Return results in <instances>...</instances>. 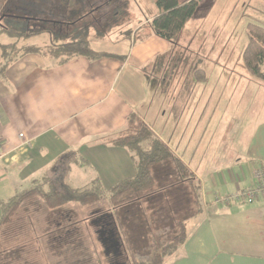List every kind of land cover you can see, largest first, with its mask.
Segmentation results:
<instances>
[{
	"label": "crops",
	"instance_id": "crops-1",
	"mask_svg": "<svg viewBox=\"0 0 264 264\" xmlns=\"http://www.w3.org/2000/svg\"><path fill=\"white\" fill-rule=\"evenodd\" d=\"M255 1L264 4V0ZM218 2L226 5L228 13L245 5L244 0H201L197 13L181 32L178 44L185 50L180 51L189 57L190 63H204L208 59L214 63L216 66L211 67L199 64L206 74L210 70L214 74L219 68H223L219 72L243 74V63L238 61L235 65L226 59L231 56L228 50L216 49L215 43L234 35L220 29L207 15ZM137 9L141 11L139 6ZM156 12L149 5L148 18L139 23L147 24ZM118 32L110 35L113 37H93L90 45L97 52L126 56L125 60L102 58L91 62L77 58L51 66L42 57L28 54L0 75V151L4 154L0 159V183L8 181L15 186L20 180L17 171L24 168L32 171L25 183L48 178L61 187L73 167L86 180L90 179L89 184L98 179L108 188L132 177L135 167L130 152L112 146L109 141L134 113L187 166L201 187V211L184 222L185 240L163 264H264V199L252 204L243 200L222 201L248 188L253 182L252 167L264 165V122L255 126L247 141L244 142L245 137L238 138L241 149L232 148L234 141L232 146L221 148L215 142L216 131L211 124L223 99H214L220 92V83H212L208 77L196 83L189 97L179 100L184 108L174 117L166 110L167 102L160 101L164 95L159 92L158 79L176 52L157 36L132 45L131 39L122 38ZM42 36L47 39L46 34ZM9 40L6 37L1 42ZM195 41L200 44H193ZM158 55H163L164 61L158 66L157 77H152V63ZM236 55L240 58L242 50ZM143 67L145 73L140 70ZM253 86L257 87L256 83ZM253 95L238 101L235 115L244 118L259 113L261 94ZM226 100L228 106L232 104ZM222 111L228 112L225 108ZM4 200L7 199L0 202ZM103 214H93L98 218L93 233L100 242L104 233L98 221ZM52 253L60 256L57 264H65V246L55 247Z\"/></svg>",
	"mask_w": 264,
	"mask_h": 264
},
{
	"label": "trees",
	"instance_id": "trees-1",
	"mask_svg": "<svg viewBox=\"0 0 264 264\" xmlns=\"http://www.w3.org/2000/svg\"><path fill=\"white\" fill-rule=\"evenodd\" d=\"M2 1L0 35H6L10 40L7 43L0 40V75L28 54L42 57L51 66H61L77 58L91 62L102 58L126 59V56L97 52L90 45L91 38L104 37L119 29L126 13L125 0ZM151 1L157 12L149 22L119 29L118 35L131 39L132 45L151 36H157L171 45L176 53L162 69L158 88L161 94H165L175 76L185 72L182 88L172 103L171 112L178 117L184 108L179 100H186L193 86L207 79L206 70L199 67V63H190L180 51L185 48H180L178 44L185 24L197 13L201 0ZM43 34L47 35V39L42 43H28ZM246 34L248 40L242 51L243 64L250 75L264 82V27L248 23ZM162 57L158 55L154 58V72L150 76L158 74V66L164 61ZM140 70L145 73L146 68ZM109 142L130 152L135 174L106 189L98 179L78 188L65 184L62 189L50 183L48 178L32 181L27 190L0 202V254L7 245L17 240L16 235L22 230L7 234V226L14 221L19 210L33 200L40 202L46 210L56 212H63L70 204L80 209L105 204L104 210H97V213H104L98 221L104 233L101 240L114 235L120 243L121 256L130 264H163L176 252L186 237L184 222L201 211L199 181L134 113L129 115L126 126ZM62 238L65 237L59 238L57 247L70 248L73 257L77 248L73 249L71 237L65 238V242ZM143 251L147 252L145 260L139 259L136 254ZM117 257L120 256L110 260Z\"/></svg>",
	"mask_w": 264,
	"mask_h": 264
},
{
	"label": "rangeland",
	"instance_id": "rangeland-1",
	"mask_svg": "<svg viewBox=\"0 0 264 264\" xmlns=\"http://www.w3.org/2000/svg\"><path fill=\"white\" fill-rule=\"evenodd\" d=\"M125 1H127V7L125 9L126 13L121 20V26L118 27L121 30L135 27L136 24L140 22L139 20L149 14V5L155 7L154 2L151 0ZM220 2H218L215 8L207 15L220 29H224L228 34L234 35L229 37L227 41L215 43V46L218 50H228L230 52L229 56H231L226 59L235 65L239 61V64L241 65L243 63L242 55L238 58L236 54L241 50L243 51L244 45L248 40L246 25L252 22L264 24V4L255 0L254 2H251V0H244L245 5H240L238 9L230 10L228 13L226 5L224 4L221 6ZM0 4L4 5V2L0 0ZM137 6L140 7L141 11H138L139 8L137 9ZM207 11L208 8L206 12ZM117 32L118 29L110 32L106 36L115 35ZM6 37V35L1 34L0 40L4 42L3 40ZM45 39L46 36L34 37L28 41V43L39 44ZM193 44H200V42L195 41ZM231 51H233V53H231ZM195 60L196 59H193V61ZM205 63H207L206 67L216 66L212 62L210 63L209 59L204 61V63L203 61H199L200 66ZM219 69L218 71L216 70L214 74L211 73L212 70L207 74L208 81H211L212 83L214 82L215 84L220 83V92L214 95V99L223 98L222 100L219 99L221 100V104L217 106L218 109L214 115V121L211 122L216 131L215 142L222 148L227 144L232 146L234 141L235 147L232 148L238 150L241 149V146L238 144V138L242 139L245 137L244 142L247 141L250 135H252L255 126L260 122H264V82L259 78L250 75L247 70L245 73L239 74L237 72H229L230 70H220L219 72ZM181 74L182 75L178 74L175 76L172 85L166 90L165 94H162L164 97H160V101L167 102L168 106L166 107V110L168 112H171L172 103L182 88V81H184L186 74L185 72ZM153 77L157 76L153 75ZM253 83H256L257 87H254ZM244 85H246V87H243ZM221 87L223 88L222 90H220ZM258 92L261 94L260 99L262 103L260 107H257L259 113L257 115H245L244 118L235 115L236 113L234 110L239 109V100H242L243 98H247V100L250 97L253 98V94L255 93L257 96ZM194 96L195 95H193L192 98H194ZM226 99H229L232 104L228 106V100ZM223 108L228 111L226 114L222 113L224 112L222 111ZM227 117H230V120H228ZM234 117L236 120H234ZM229 141L232 142L228 143ZM31 173V170L25 168L23 170H18L16 177L18 176L20 180H18V183H16L15 186H10L8 181L0 183V200L11 198L15 192H20L25 189L27 190L30 184L25 183V181L29 178ZM80 173L82 172H79L74 167L70 169L65 175V184L70 185L72 188L83 187L89 184L88 181H90V179L86 180V178L82 177V174ZM104 188L106 189L108 187ZM47 189L49 190L50 187L47 186ZM60 189H62V187ZM105 206V204L100 203L80 209L74 204H70L65 207L63 212H56L46 210L37 200L25 204L19 210L14 221L6 228L7 234H12V232L21 228L22 230L16 235L17 240L13 244H9V246L7 245L4 252L0 254V264H57V260H59L60 256L56 257L55 253H52V250L59 245V238L61 237H71L70 239L74 245L73 249L77 248V250L75 249L73 257L71 256V252L65 249V254L62 256L65 261L62 260V262L65 264H130V262L125 260L123 256L110 260L112 257H107L104 245L102 242L97 241L98 239H96L95 233H93L94 226L98 220L97 216H94L93 214L97 213V210H104ZM81 218L84 221H81ZM33 223L35 224V227ZM60 227H62V229ZM34 229L36 230L33 232ZM20 236L21 239L19 238ZM65 238H62L64 242ZM16 249L17 252H14ZM57 251H59L60 254L62 253L60 250H56V252ZM136 254L138 258L142 260H145V257L147 256V252L145 251L136 252Z\"/></svg>",
	"mask_w": 264,
	"mask_h": 264
},
{
	"label": "built area",
	"instance_id": "built-area-1",
	"mask_svg": "<svg viewBox=\"0 0 264 264\" xmlns=\"http://www.w3.org/2000/svg\"><path fill=\"white\" fill-rule=\"evenodd\" d=\"M3 155V152L0 151V159L3 157ZM252 179L253 182L248 188L238 190L234 194L224 197L222 201L229 203L230 201L243 200L249 204H252L259 199H264V165L257 164L252 167Z\"/></svg>",
	"mask_w": 264,
	"mask_h": 264
},
{
	"label": "flooded vegetation",
	"instance_id": "flooded-vegetation-1",
	"mask_svg": "<svg viewBox=\"0 0 264 264\" xmlns=\"http://www.w3.org/2000/svg\"><path fill=\"white\" fill-rule=\"evenodd\" d=\"M103 241H104V247L106 250V254L108 257L114 258V256H117V255L121 256V253L119 252L120 243L116 240L115 236L111 234V237L103 238Z\"/></svg>",
	"mask_w": 264,
	"mask_h": 264
},
{
	"label": "water",
	"instance_id": "water-1",
	"mask_svg": "<svg viewBox=\"0 0 264 264\" xmlns=\"http://www.w3.org/2000/svg\"><path fill=\"white\" fill-rule=\"evenodd\" d=\"M103 242V241H102ZM104 243V242H103Z\"/></svg>",
	"mask_w": 264,
	"mask_h": 264
}]
</instances>
